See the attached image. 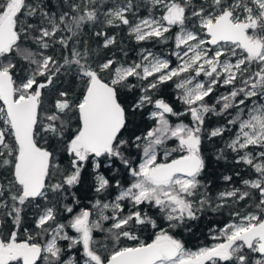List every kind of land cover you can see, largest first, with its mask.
<instances>
[{
  "label": "snow or ice",
  "instance_id": "snow-or-ice-1",
  "mask_svg": "<svg viewBox=\"0 0 264 264\" xmlns=\"http://www.w3.org/2000/svg\"><path fill=\"white\" fill-rule=\"evenodd\" d=\"M0 264H264V0H0Z\"/></svg>",
  "mask_w": 264,
  "mask_h": 264
},
{
  "label": "trees",
  "instance_id": "trees-1",
  "mask_svg": "<svg viewBox=\"0 0 264 264\" xmlns=\"http://www.w3.org/2000/svg\"><path fill=\"white\" fill-rule=\"evenodd\" d=\"M56 0H52L53 7H55ZM94 46V45H93ZM231 166L220 162L219 164L213 163L212 166L207 169L206 179L211 180L212 191L216 192L223 190L225 187L224 182L219 179L220 175L230 174ZM227 219V214L220 216L214 213H206L198 221L189 222L191 231L181 230L180 238L184 240L187 247H195L202 244H206L209 241L208 230L213 226H221Z\"/></svg>",
  "mask_w": 264,
  "mask_h": 264
},
{
  "label": "rangeland",
  "instance_id": "rangeland-1",
  "mask_svg": "<svg viewBox=\"0 0 264 264\" xmlns=\"http://www.w3.org/2000/svg\"><path fill=\"white\" fill-rule=\"evenodd\" d=\"M221 226H222V225H221ZM208 243H211L210 239H209ZM208 243H206V244H208ZM202 245H203V244H202ZM199 246H201V245H199ZM196 247H198V246H195V247H189V248H193V249H195Z\"/></svg>",
  "mask_w": 264,
  "mask_h": 264
}]
</instances>
